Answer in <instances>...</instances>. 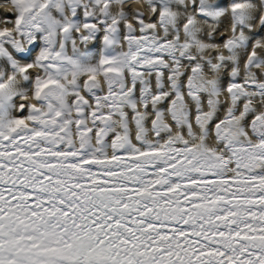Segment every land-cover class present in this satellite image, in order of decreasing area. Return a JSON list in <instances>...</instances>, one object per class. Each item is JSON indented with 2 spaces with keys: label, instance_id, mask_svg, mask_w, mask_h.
Masks as SVG:
<instances>
[{
  "label": "snow or ice",
  "instance_id": "1",
  "mask_svg": "<svg viewBox=\"0 0 264 264\" xmlns=\"http://www.w3.org/2000/svg\"><path fill=\"white\" fill-rule=\"evenodd\" d=\"M9 2L0 264H264V0Z\"/></svg>",
  "mask_w": 264,
  "mask_h": 264
},
{
  "label": "bare ground",
  "instance_id": "2",
  "mask_svg": "<svg viewBox=\"0 0 264 264\" xmlns=\"http://www.w3.org/2000/svg\"><path fill=\"white\" fill-rule=\"evenodd\" d=\"M144 5L142 3H135L134 0H132L130 7L126 5V10H131V8H140L141 10H144ZM11 4L9 0H0V20H3L6 15H9L11 12ZM145 18L147 19V13L145 14ZM14 19V17H13ZM227 25V20L225 19L224 22L221 24V28L225 27ZM5 26L11 27V25H5L3 23H0V28H3ZM83 45H81V48L83 49ZM88 48L90 51H96L99 48V42H95L93 44L88 45ZM69 51H71L69 46ZM35 55V52L33 53V56Z\"/></svg>",
  "mask_w": 264,
  "mask_h": 264
}]
</instances>
